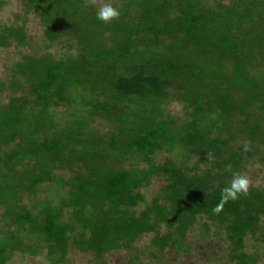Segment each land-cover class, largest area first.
<instances>
[{
  "label": "trees",
  "instance_id": "1",
  "mask_svg": "<svg viewBox=\"0 0 264 264\" xmlns=\"http://www.w3.org/2000/svg\"><path fill=\"white\" fill-rule=\"evenodd\" d=\"M20 2L0 20V53L27 48L0 75V264L17 250L66 264L73 247L108 264L150 233L154 259L190 254L192 232L214 240L213 264H262L264 184L213 208L233 174L264 178V0H112L108 24L93 0Z\"/></svg>",
  "mask_w": 264,
  "mask_h": 264
},
{
  "label": "rangeland",
  "instance_id": "2",
  "mask_svg": "<svg viewBox=\"0 0 264 264\" xmlns=\"http://www.w3.org/2000/svg\"><path fill=\"white\" fill-rule=\"evenodd\" d=\"M97 6V4L95 3ZM14 12L17 13H24L23 4L20 2V0H9L8 5L3 9L0 10V20L9 22L13 19ZM30 23L28 25L29 30V40L32 43L33 46H41V42L44 40V27L42 26L40 22V17L38 15H35L34 13H31L30 15ZM27 48L25 47H15L12 46L11 48L2 50L0 53V75L4 74V71L6 70L7 63H12L15 57H21L22 54L26 51ZM5 100V99H3ZM66 108V105H60L57 107L58 110L63 111ZM171 110L174 111H180L181 106L179 104L175 103L173 105H170ZM98 130H101L102 132L107 131L109 127L106 126V124H102L101 120L98 123ZM173 157L174 160L178 161L177 157L175 156V153L169 152L167 150H163L158 152L155 155V158L160 163H165L168 158ZM107 162V165L114 166V167H124V168H131L132 164L134 162L133 159L127 160V161H120L118 162L116 158L112 157L110 159H105ZM197 159H193L190 163L192 166L194 162H196ZM85 170V169H84ZM247 177L250 180V184L252 183H260L264 184V178H261L259 176H254L250 173V175L247 174ZM166 180L163 178H155L151 184L150 187L147 189H143V193L146 195L148 199H151L155 191L159 190L163 187V185L166 184ZM52 191H54L52 189ZM53 196V195H51ZM26 199H28L26 197ZM28 201V200H27ZM30 204H33V202L28 201ZM3 211V208H0V228H3L2 230H9V227H7L6 222L2 220L1 213ZM43 220V219H42ZM45 221V220H44ZM162 231L164 232L165 229L163 228ZM2 236V235H0ZM153 234H146L144 235L140 240H138L133 245V249H121V250H115L110 253L106 254L107 262L108 264H139L136 261H132V256L135 257L136 255L139 256V259L142 261L152 262L153 264H213L211 257L212 253V245L213 241L210 242V240L205 239L201 240L198 232H192L188 236L187 242H193L194 248L192 249V252L190 254H177L174 250H166L164 252L163 258H156L149 256V247L151 246V238ZM69 262L66 264H98L95 261V257L92 253H83L81 252L77 247H73L70 252ZM264 264V258H262ZM47 261L45 254H38L34 258L25 259L23 258L22 252L20 250H17L15 253V257L9 264H45ZM218 264H226L224 259L220 261Z\"/></svg>",
  "mask_w": 264,
  "mask_h": 264
},
{
  "label": "clouds",
  "instance_id": "3",
  "mask_svg": "<svg viewBox=\"0 0 264 264\" xmlns=\"http://www.w3.org/2000/svg\"><path fill=\"white\" fill-rule=\"evenodd\" d=\"M97 4L96 19L104 24L111 23L120 17L121 11L115 7L112 0H93ZM244 150H249V145L245 144ZM250 180L246 175L233 174L229 186L221 189L220 198L221 203L213 208V211L219 213L223 204L229 200H236L240 195H245L249 192Z\"/></svg>",
  "mask_w": 264,
  "mask_h": 264
},
{
  "label": "bare ground",
  "instance_id": "4",
  "mask_svg": "<svg viewBox=\"0 0 264 264\" xmlns=\"http://www.w3.org/2000/svg\"><path fill=\"white\" fill-rule=\"evenodd\" d=\"M161 215V214H160ZM163 215V214H162Z\"/></svg>",
  "mask_w": 264,
  "mask_h": 264
}]
</instances>
